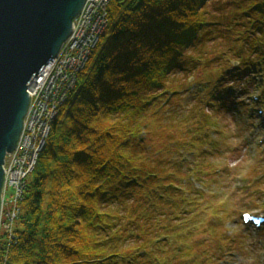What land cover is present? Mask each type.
Segmentation results:
<instances>
[{"label": "trees", "instance_id": "obj_1", "mask_svg": "<svg viewBox=\"0 0 264 264\" xmlns=\"http://www.w3.org/2000/svg\"><path fill=\"white\" fill-rule=\"evenodd\" d=\"M204 1H109L106 29L57 110L25 181L17 219L10 233H0L3 261L127 263L131 226L118 225L112 208L119 203L129 209L128 195L146 187L135 176L147 170L133 166L129 153L146 149L137 139L146 126L142 119L164 103L160 93L146 96L164 86L170 73L185 70V51L208 32L205 7L214 1ZM230 2L232 16L248 19L253 29L236 61L262 72L264 87V0ZM226 80L228 74L220 75L215 83L214 100ZM260 101L264 107V89Z\"/></svg>", "mask_w": 264, "mask_h": 264}, {"label": "rangeland", "instance_id": "obj_2", "mask_svg": "<svg viewBox=\"0 0 264 264\" xmlns=\"http://www.w3.org/2000/svg\"><path fill=\"white\" fill-rule=\"evenodd\" d=\"M212 1L208 32L185 51V70L146 96L164 101L142 119L137 139L146 149L129 153L133 166L147 170L135 176L146 187L128 195L129 209L112 208L118 225L131 226L126 264H264V225L241 221L244 212L264 215L262 72L236 61L252 23L232 16L231 0ZM227 74L214 100L212 89Z\"/></svg>", "mask_w": 264, "mask_h": 264}, {"label": "water", "instance_id": "obj_3", "mask_svg": "<svg viewBox=\"0 0 264 264\" xmlns=\"http://www.w3.org/2000/svg\"><path fill=\"white\" fill-rule=\"evenodd\" d=\"M87 0H0V208L5 157L23 131L28 89L72 35Z\"/></svg>", "mask_w": 264, "mask_h": 264}, {"label": "built area", "instance_id": "obj_4", "mask_svg": "<svg viewBox=\"0 0 264 264\" xmlns=\"http://www.w3.org/2000/svg\"><path fill=\"white\" fill-rule=\"evenodd\" d=\"M110 0H87L73 22V32L63 44L59 55L51 60L30 84L29 109L17 148L7 154L3 165L1 189L0 233H10L17 219L25 181L57 115L74 88L78 74L87 63L92 49L107 26V5ZM0 264H8L0 258Z\"/></svg>", "mask_w": 264, "mask_h": 264}]
</instances>
